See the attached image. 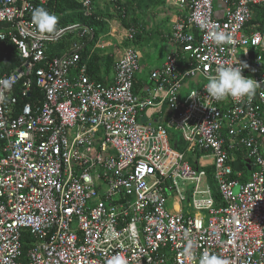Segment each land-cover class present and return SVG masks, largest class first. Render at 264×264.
<instances>
[{"label":"built area","instance_id":"obj_1","mask_svg":"<svg viewBox=\"0 0 264 264\" xmlns=\"http://www.w3.org/2000/svg\"><path fill=\"white\" fill-rule=\"evenodd\" d=\"M46 2L0 0V40L24 60L0 77V264H107L116 253L129 264H198L205 252L264 264V15L249 29L264 0H175L184 14L170 50L139 88L133 45L107 84L89 77L78 44L49 57L66 33L93 32L82 23L40 32L31 13ZM80 4L91 16V0ZM219 32L230 41L217 44ZM230 65L261 84L254 96L206 93Z\"/></svg>","mask_w":264,"mask_h":264},{"label":"trees","instance_id":"obj_2","mask_svg":"<svg viewBox=\"0 0 264 264\" xmlns=\"http://www.w3.org/2000/svg\"><path fill=\"white\" fill-rule=\"evenodd\" d=\"M146 1L147 0H126V6L130 5L138 8L141 7V5L144 4ZM148 1L152 3V0H148ZM112 2H115V4L117 5L120 4L118 0H112ZM36 7H44L47 11H49L50 13L54 14L57 17L56 28L72 25L75 23H82L88 26L92 30L93 37L90 39H87L86 37L78 38V36H76V33H66L58 42L50 44L46 52L48 53L49 57L60 56L64 52L69 51L74 44L80 45L82 48L78 51V54L82 60H86L87 62V63L85 62L87 66V74L91 79L95 80L96 82L106 84L103 80L102 82L100 80V77L97 75V61L95 59V58H99L97 53H92L94 55H91L88 59L86 58L87 48L90 49L95 44L98 38V34L104 30V26H102L103 23L97 21L100 18L98 15L101 14H98L97 11H93L91 16L85 17L81 12L80 0H47L45 5L37 4L35 8ZM120 9H122V7H118V10ZM263 15H264V10L262 9V12H260L259 14L253 17L251 23L249 24V29L251 30L259 29L263 23L261 19ZM106 17L110 18L112 17V14L106 13ZM119 19L123 24L128 26V24L125 23L124 18L120 17ZM131 23H132L131 26L136 27L138 22L132 21ZM5 32L6 30L4 31V33ZM140 36H141V31L137 29L135 38L132 41L126 40L125 45L132 43L134 44ZM85 38L86 41H84ZM84 42L85 45L83 46ZM23 61L24 60L17 55L16 47L11 41L10 37L4 36V39L0 40V77L4 74L10 73L14 68L20 67ZM141 84H142L141 82L137 81L136 87L141 86ZM19 86H21V82L19 83ZM15 94L18 93L15 92ZM29 95L32 96L31 98H33V100L41 99V94L34 86H32ZM29 100H30L29 96L23 97V101H20V104H23L22 102H28ZM171 143L175 149H179L182 151L185 150L186 144L179 138L178 134L173 133V135L171 136ZM235 156L237 158V161L235 162L234 167L236 169L241 168L240 160L243 159V154L241 152H236ZM211 170H212L211 167L206 168L208 179L211 176ZM209 182L212 185V189L214 190L213 197L217 200L218 196H217V192L215 191V187L213 186L211 180H209ZM22 239L27 244L30 242V238L27 235H23ZM26 247L27 246L25 245L23 246V251H25Z\"/></svg>","mask_w":264,"mask_h":264},{"label":"crops","instance_id":"obj_3","mask_svg":"<svg viewBox=\"0 0 264 264\" xmlns=\"http://www.w3.org/2000/svg\"><path fill=\"white\" fill-rule=\"evenodd\" d=\"M123 1L126 3V0ZM127 6L122 7L120 10L117 8L118 15L111 12H105L104 14L101 13V15H98L101 18L97 17L99 18L97 21L103 23L102 26H104V30L98 34L95 44L90 49L87 48L86 51L87 59L91 55H94L92 53H97L99 58H95L96 56L94 57L97 61V75L100 77V80H103L106 84L110 83L113 78L114 63L121 57L124 49L129 45H133L138 52H140L138 50L139 46L147 49L150 48L152 44V49H149V51L152 50V52H154L159 46H161L160 48L168 46L165 51L167 54L170 50V45L167 43V36L171 31L172 25L184 14V10L176 4L175 0H152V5H150L152 11L146 10L147 12L144 17L145 24L143 25L139 23V17L142 16V9H144L142 5L138 8L131 6L132 9L130 10L127 9ZM96 10L97 9L94 11ZM127 12L129 15H133L129 23L130 25L128 24L127 28L131 26L132 21L139 23H137L136 27H143V30H140L141 36L134 44L132 43L129 45H125V35L127 32L126 26L125 24H122L119 19L122 17L126 22V17L128 15ZM106 13L112 14V17H106ZM121 13L127 14L122 15ZM115 19H117L118 22L115 21ZM84 41H86V38ZM84 45L85 42L83 43V46ZM139 55L141 58V53H139ZM83 61L86 62V60ZM140 66V73L142 75L138 77V81L142 82L148 72L141 63ZM139 87L140 86H137L136 88Z\"/></svg>","mask_w":264,"mask_h":264},{"label":"clouds","instance_id":"obj_4","mask_svg":"<svg viewBox=\"0 0 264 264\" xmlns=\"http://www.w3.org/2000/svg\"><path fill=\"white\" fill-rule=\"evenodd\" d=\"M31 18L33 24L40 32L48 33L56 30L57 17L44 7L32 9ZM213 39L217 44L230 41V37L224 32L215 33ZM245 67L230 65L219 68L214 75L208 77L204 90L217 101H223L228 97L241 100L251 98L261 84L251 76L242 74V69ZM186 251L188 255H191L190 246ZM107 264H129V261L124 255L116 253L108 259ZM198 264H229V262L218 254L205 252L200 256Z\"/></svg>","mask_w":264,"mask_h":264},{"label":"rangeland","instance_id":"obj_5","mask_svg":"<svg viewBox=\"0 0 264 264\" xmlns=\"http://www.w3.org/2000/svg\"><path fill=\"white\" fill-rule=\"evenodd\" d=\"M119 1V5L115 4V2H112V0H92V4H93V10L97 9L96 11L98 12V14H101V13H105V12H111V13H114L116 15H118V12H117V8L118 7H125L126 6V3H124L123 0H118ZM150 5H152V3H150L148 0L142 4V7L144 9H142V16L139 17V23L140 24H145V13L147 11H152ZM127 9H132L131 6H127ZM149 9V10H148ZM147 10V11H146ZM128 13V12H127ZM126 13V14H127ZM122 15H126L124 13H121ZM132 16L133 15H127L126 17V24H129L131 19H132ZM116 17V16H115ZM101 18V17H100ZM115 21H117V19H115ZM118 22V21H117ZM138 23V24H139ZM123 24V23H122ZM130 25V24H129ZM126 26V25H125ZM126 29H127V26H126ZM129 45V44H128ZM161 46L157 47L156 50H154V52L149 51V49H152V44L150 46V48H144V47H138V50L140 51L139 53H141V58H140V63L144 66L145 70H147V72L151 69V68H155V67H159L161 65V63L163 62L165 56H166V49L168 46H165L163 48H160ZM139 76L142 75L141 73L138 74ZM238 189V186H235L234 188V192H236Z\"/></svg>","mask_w":264,"mask_h":264}]
</instances>
